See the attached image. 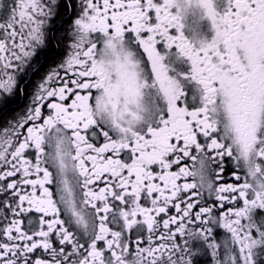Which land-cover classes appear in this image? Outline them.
Listing matches in <instances>:
<instances>
[{
  "label": "snow or ice",
  "instance_id": "snow-or-ice-1",
  "mask_svg": "<svg viewBox=\"0 0 264 264\" xmlns=\"http://www.w3.org/2000/svg\"><path fill=\"white\" fill-rule=\"evenodd\" d=\"M22 96L0 264H264V0H0V111Z\"/></svg>",
  "mask_w": 264,
  "mask_h": 264
},
{
  "label": "flooded vegetation",
  "instance_id": "flooded-vegetation-1",
  "mask_svg": "<svg viewBox=\"0 0 264 264\" xmlns=\"http://www.w3.org/2000/svg\"><path fill=\"white\" fill-rule=\"evenodd\" d=\"M6 3H12V0H4ZM60 17L56 20L54 31L57 36H61L64 33V29L68 27V20L71 17V9L65 11L60 10ZM70 42V41H69ZM65 51V45L63 43L57 44L56 40H52L50 46L45 50L44 54L40 57L41 67L38 72L31 74L29 83L26 85L27 91L30 93L32 91V84L37 82L40 76L52 65H55L63 57ZM29 98L27 96H22L18 98L13 104L6 107L5 110L0 111V123H4L11 118L15 113L22 111L28 104ZM191 164V162H189ZM191 180V178H189ZM222 231V230H221ZM201 261L207 259V257H201Z\"/></svg>",
  "mask_w": 264,
  "mask_h": 264
}]
</instances>
